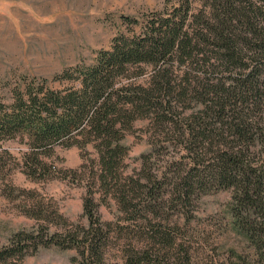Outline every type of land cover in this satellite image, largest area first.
Masks as SVG:
<instances>
[{"label":"trees","instance_id":"obj_1","mask_svg":"<svg viewBox=\"0 0 264 264\" xmlns=\"http://www.w3.org/2000/svg\"><path fill=\"white\" fill-rule=\"evenodd\" d=\"M200 1L194 8V0H165L163 10L143 17L139 33L133 29L139 20L124 18L131 35H116L92 65L65 69L51 81L33 77L0 99V145H27L18 167L34 179L45 178L55 147L91 145L99 188L117 198L124 214L144 221L158 215L159 173L129 175L124 139L135 121L147 120L153 138L170 136L190 158L188 170L176 176L177 195L189 200L196 190H231V226L252 250L235 264H264V0ZM84 215L87 228L58 224L49 233L40 224L14 233L0 247V264H23L49 246L101 263L111 224L98 220L89 196ZM149 229L143 234L162 249L136 253L128 264H161L160 252L172 248L164 227Z\"/></svg>","mask_w":264,"mask_h":264},{"label":"rangeland","instance_id":"obj_2","mask_svg":"<svg viewBox=\"0 0 264 264\" xmlns=\"http://www.w3.org/2000/svg\"><path fill=\"white\" fill-rule=\"evenodd\" d=\"M200 5V0H194V8ZM164 7L165 0H0V99H9L14 89H21L33 77L51 81L65 69L92 65L99 51L111 48L116 35H131L124 18L139 20L133 27L139 33L143 17ZM146 80L145 75L139 82ZM152 135L149 121L139 120L124 139L129 148L124 162L129 175L159 173L160 184L155 185L161 187L157 189L161 193L158 215L146 214L149 220L144 221L124 214L117 198L99 188L97 155L91 145L55 147L46 159L50 170L45 178L34 179L22 165L18 167L27 145L18 140L2 142L6 154H0V247L14 233L40 224L48 225L49 233L58 224L72 230L87 228L84 201L89 196L98 220L111 224L110 239L98 264H128L136 253L153 255L162 246L143 230L159 224L174 238L167 254L164 250L158 259L153 257L161 264H235L240 256L250 254L251 258L249 244L231 226V190L200 196L196 190L189 200L178 196L175 179L188 170L190 158L170 136L163 141ZM60 215L64 224L57 219ZM90 263L76 249L57 246L39 247L23 260V264Z\"/></svg>","mask_w":264,"mask_h":264}]
</instances>
